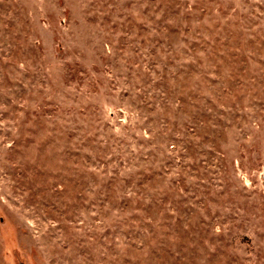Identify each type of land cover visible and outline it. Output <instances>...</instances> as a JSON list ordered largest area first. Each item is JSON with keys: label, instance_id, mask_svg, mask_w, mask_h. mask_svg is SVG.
I'll use <instances>...</instances> for the list:
<instances>
[{"label": "rangeland", "instance_id": "rangeland-1", "mask_svg": "<svg viewBox=\"0 0 264 264\" xmlns=\"http://www.w3.org/2000/svg\"><path fill=\"white\" fill-rule=\"evenodd\" d=\"M0 264H264V0H0Z\"/></svg>", "mask_w": 264, "mask_h": 264}]
</instances>
